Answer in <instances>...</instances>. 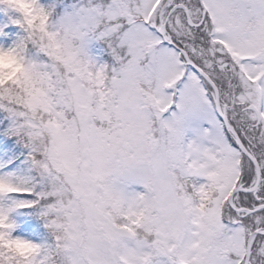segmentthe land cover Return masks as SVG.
Listing matches in <instances>:
<instances>
[{
  "label": "snow or ice",
  "instance_id": "6c2138e0",
  "mask_svg": "<svg viewBox=\"0 0 264 264\" xmlns=\"http://www.w3.org/2000/svg\"><path fill=\"white\" fill-rule=\"evenodd\" d=\"M0 6V264H264V0Z\"/></svg>",
  "mask_w": 264,
  "mask_h": 264
},
{
  "label": "rangeland",
  "instance_id": "374dc122",
  "mask_svg": "<svg viewBox=\"0 0 264 264\" xmlns=\"http://www.w3.org/2000/svg\"><path fill=\"white\" fill-rule=\"evenodd\" d=\"M0 12H2L1 19H0V28L4 29V31H6V33H14L16 31H20L19 29H17L14 25H12L10 23V17L13 15L11 12L7 11L3 6H0ZM9 29H13L12 31H9ZM1 41V39H0ZM27 211L26 213H22L17 211L14 214V219L17 225L21 224V225H25V227L28 228V233L26 232V236L28 238H32L35 240V242L40 243L45 239L46 236V229L44 228L43 223H30L26 218H23V214H28V210H24ZM19 218H21L19 220Z\"/></svg>",
  "mask_w": 264,
  "mask_h": 264
},
{
  "label": "trees",
  "instance_id": "16d2710c",
  "mask_svg": "<svg viewBox=\"0 0 264 264\" xmlns=\"http://www.w3.org/2000/svg\"><path fill=\"white\" fill-rule=\"evenodd\" d=\"M2 14V12H0V15ZM0 19H1V16H0ZM21 35L20 31H16L14 33H6V31H4V34L2 36H0V45L4 44L5 41H7V45L5 46H10L19 36ZM8 159H11V154L9 153V151L7 149L3 150V151H0V163H5ZM24 210H28V209H18L17 211L19 212H24L26 213L27 211H24ZM28 214H23V218H26V219H29L28 221L30 223H42L41 219L39 218L38 215L34 214V213H31L30 210H28ZM21 218H19L20 220ZM17 225V224H16ZM22 229H27V227H25V225H17V231H20ZM28 233V231H26Z\"/></svg>",
  "mask_w": 264,
  "mask_h": 264
}]
</instances>
